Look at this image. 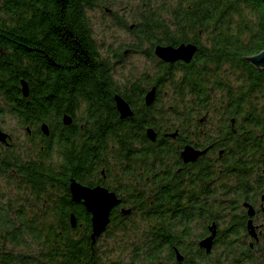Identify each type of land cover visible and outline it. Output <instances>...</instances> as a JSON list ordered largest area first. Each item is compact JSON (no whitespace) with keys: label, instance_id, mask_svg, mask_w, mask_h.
Segmentation results:
<instances>
[{"label":"trees","instance_id":"16d2710c","mask_svg":"<svg viewBox=\"0 0 264 264\" xmlns=\"http://www.w3.org/2000/svg\"><path fill=\"white\" fill-rule=\"evenodd\" d=\"M97 1L0 0V118H16L26 134L0 146V264H105L100 238L92 243L91 213L72 198L71 179L92 185L114 159L121 175L131 176L128 161L172 158L173 149L152 143L145 128L159 125L165 113L145 105L140 84L120 87L114 65L101 54L88 15ZM141 1L136 48L147 43L154 56L158 44L198 47L191 62L157 60V71L146 77L160 95L172 88L173 110L184 102L223 112L227 120L213 135L223 155L216 152L215 171L209 161L197 167L188 195L176 177L151 197L128 187L136 194L122 198L135 210L126 224L114 217L106 232L128 235L149 263L202 264L210 256L199 241L215 223V245L225 250L213 264L228 257L229 264H264V237L262 250L254 240L250 245L244 206L264 194V69L243 57L264 49L262 0ZM115 93L139 107L132 117L119 116ZM66 112L74 118L70 126L62 122ZM42 122L50 124L49 136ZM135 213L147 227L136 225ZM117 241L119 247L134 242Z\"/></svg>","mask_w":264,"mask_h":264},{"label":"flooded vegetation","instance_id":"af4514ba","mask_svg":"<svg viewBox=\"0 0 264 264\" xmlns=\"http://www.w3.org/2000/svg\"><path fill=\"white\" fill-rule=\"evenodd\" d=\"M162 45H165V44H162ZM177 46L179 45H176L175 47ZM156 56L157 55L155 54V48H154V57ZM158 60L164 61L159 57H158ZM177 62L181 63L185 61L179 59L175 62H167V63H177ZM146 76L144 75L143 77L137 78L134 81L128 80L124 82L123 84H121L119 80H117L116 78L115 79L117 80V83L120 87L127 86L128 88H132L134 84H137V83L140 84V86L143 88L142 99L146 106L151 107L159 101V99L161 98V95L159 94L160 92L159 86L155 84L154 82H152L151 78H147ZM153 87L156 88L155 100L151 105H147L145 101V96L147 92L150 91ZM116 94H119L120 96H122L129 103L130 107L133 110V115L135 114V112L138 111L137 108L139 107H134L132 103H130V101L126 99L121 93H115V95ZM115 95H114V100H115ZM28 96L24 95V97H28ZM115 104H116V100H115ZM185 104L186 103L181 102L180 108L178 110L173 111L175 115L172 117H168L167 120L163 119L159 125L157 126L148 125L145 127L146 134H147L148 128H153L157 134V138L155 141H152L151 139L148 138L152 143H158V140H160L162 145L173 149L172 158H170V156L162 160L149 158L148 160H146V163L145 161L137 163L135 159L128 161L130 163L128 164L126 163L127 165L126 164L125 165H126L127 170H130L132 174L131 176L121 175V169H123V167H121V164H120L121 162L120 160L114 159L108 165L109 167L104 166V165L101 166V169H100L101 174L100 176H97L94 178V183L92 185L82 183L81 181L75 178L71 179V182L72 180H76L77 182L85 186H89V187L101 186L107 189L109 192H114L117 195V197L120 198L121 200L120 203L111 210V213H110L111 221L114 217L119 216L121 220L123 219L121 223L126 224L128 222L127 220L130 218V215L132 216V213L135 209H133V206L129 201H127L126 203V201H124L122 197H130V196L135 195L136 193H134L133 191L137 188V186L141 187V189H139L140 192L148 193V195L151 197L153 194L159 191L158 188L161 187V185L168 186V184H170L169 182L170 180L174 182V180L178 178L176 179L178 180V182L182 181V183H184L183 184V191L185 192L184 194L188 195L190 192H192V187L190 184L192 183L191 176L196 175L195 174L196 169L200 164L205 165L206 164L205 162L209 161L210 162L209 164H210V167H212V170L213 171L216 170L217 165H219V162L216 159L215 155L217 152L221 158L223 155V148L219 150L220 152L217 151V147L219 146L217 142L215 141L213 135H215L214 133H216L217 130L222 127V123L227 120V117L223 116L222 115L223 112L219 110L201 109V108L189 109L186 107ZM116 108H117V105H116ZM165 112L167 111H163V113ZM118 113L120 116L119 110H118ZM64 114H69L72 117L71 124H73L74 122L73 116L67 112ZM133 115L122 118V119L132 117ZM63 116H62V122H63ZM228 122H230L233 126V123H234L233 120L228 121ZM43 123H46L49 126L48 134H45L41 128ZM71 124L66 125V126H70ZM0 128L4 132L9 134L8 144L0 141V146L1 145L9 146L11 142L14 140L13 133L4 130L2 126ZM40 129H41V132L45 136H49L51 133L50 124L47 122H42L40 124ZM27 130H28V133L31 134V128L27 127ZM186 148H191L195 150L198 156L194 160L187 161L185 157L183 156V152L185 151ZM103 162H105V160ZM123 162H127V161H123ZM159 162H162V165H159L158 164ZM116 173H118V175L120 174L121 179H118V176H116L118 180L115 178L114 179L112 178L115 176ZM160 179H163V180L160 181ZM164 180L168 184L163 182ZM132 186L135 188L133 191L127 190L128 187H131L132 189L133 188ZM251 204L256 209V214L254 216V223L258 226L257 231L259 233V239L257 240L254 237H252L249 233L248 234H249V237H251L255 242L258 243L260 241V237L262 236V239L264 237V205H263L264 202L262 201V198H261L259 208L256 206V204L255 205L253 203ZM260 211L262 213V223L257 224V221L260 219ZM248 219H249V216L247 217V221ZM111 221L109 225L107 226L106 231L108 230V227L110 226ZM196 223L199 224L200 221ZM213 225H215V223L210 225V227ZM215 228H216V225H215ZM106 231L103 232L101 236L104 233H106ZM210 234H211V230H210ZM216 238H217V234H216L213 246L215 245ZM250 245L253 246L254 242L250 241ZM181 254L183 255V260L182 261L177 260L179 263H183L185 261V255L183 253Z\"/></svg>","mask_w":264,"mask_h":264},{"label":"rangeland","instance_id":"374dc122","mask_svg":"<svg viewBox=\"0 0 264 264\" xmlns=\"http://www.w3.org/2000/svg\"><path fill=\"white\" fill-rule=\"evenodd\" d=\"M141 10V0H98L97 6L88 12L93 37L101 54L104 57H108L114 65V76L121 84L128 80L134 81L147 74L152 77L158 69V57L151 55L149 44L142 43L140 48H136L138 40L135 36L134 26L139 22ZM173 102L172 88L167 85L162 88L161 98L156 103L157 110L161 112L167 111L165 112V120L175 115L172 108ZM155 119L159 118L156 117ZM162 120L163 119L158 123L160 124ZM1 126L4 130L13 133V141L16 144L26 138L25 131L19 128L17 119L11 115H6L3 120L0 118V127ZM259 205L260 200L256 203L258 208ZM134 216L137 226L147 227L146 222L141 219L140 215H138V217L135 213ZM261 223L262 213L260 212V219L257 221V224ZM202 228L203 226L201 229ZM197 232L199 231L197 230ZM127 237L128 235L124 236V238H114L110 235V232H106L99 237L101 252L105 253V264H152L149 263L150 261L148 259H145L143 252L145 253L146 251H141L144 248H140L141 250L138 251L137 248H134L135 241L129 240ZM194 239L193 237L191 241ZM117 240L123 243L128 241L134 242L131 246L125 244L119 247ZM252 240L251 237L248 238L249 242ZM258 243L259 250H262V239H260ZM224 250L223 244L214 245L213 250L209 253L210 257H206L202 261V264H213L214 261L217 260L218 254H221V256L223 255L222 251ZM259 250H256V257L260 258L262 257V252ZM228 258V261H226L227 264L232 260L230 257ZM159 262H157V264H174V262L168 261L166 258H163L161 263ZM226 262L224 263L226 264Z\"/></svg>","mask_w":264,"mask_h":264},{"label":"water","instance_id":"95a60500","mask_svg":"<svg viewBox=\"0 0 264 264\" xmlns=\"http://www.w3.org/2000/svg\"><path fill=\"white\" fill-rule=\"evenodd\" d=\"M264 5V0H262ZM198 47L193 43H182L179 46L175 47L172 45H162L158 44L155 47V54L166 62H175L179 59L185 61L186 63L190 62L194 57ZM248 61H250L257 68L264 69V49L259 53L253 55H243ZM22 91L25 96L29 94V86L26 80H22ZM156 88L153 87L150 91L147 92L145 96V101L147 105H151L155 100ZM116 105L120 112L121 118H125L133 115V110L130 107L129 103L119 94L115 95ZM72 122V117L69 114H64L63 123L65 125H69ZM43 132L45 134L49 133V126L46 123H43L41 126ZM147 136L152 141H155L157 138V134L153 128L147 129ZM9 134L4 132L0 128V141L8 144ZM183 156L185 159L194 160L198 154L195 150L191 148H186L183 152ZM70 191L72 194V198L80 202L86 206L87 210L91 213L92 220V233L91 239L92 243H96L97 238L101 236L103 232L106 231L107 226L109 225L111 218L110 213L111 210L120 203V198L114 192H109L107 189L96 186L89 187L85 186L76 180H72L70 184ZM262 201L264 202V194L262 195ZM245 208L247 209V213L249 219L247 221L248 233L254 237L255 239H259V233L257 231L258 226L254 223V216L256 214L255 207L249 203H244ZM71 225L73 227L77 226V217L75 214H71L70 217ZM211 234L205 238H203L199 245L201 248H204L207 253L211 252L213 248V243L217 234L215 225L210 227ZM176 258L178 261L183 260V255L180 251L176 250Z\"/></svg>","mask_w":264,"mask_h":264}]
</instances>
